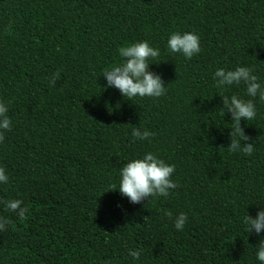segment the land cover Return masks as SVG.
I'll return each instance as SVG.
<instances>
[{
    "label": "trees",
    "instance_id": "trees-1",
    "mask_svg": "<svg viewBox=\"0 0 264 264\" xmlns=\"http://www.w3.org/2000/svg\"><path fill=\"white\" fill-rule=\"evenodd\" d=\"M173 31L197 33L201 52L170 54ZM142 40L160 49L149 71L167 88L128 101L104 89L103 72ZM236 65L264 84V0H0V100L12 120L0 199L29 207L21 219L0 205V264H133L129 248L143 250V264H258L260 237L242 219L264 207V102L241 121L253 154L231 152L219 95L249 97L213 80ZM133 127L154 135L134 140ZM145 152L175 165L178 187L131 204L113 189L120 167Z\"/></svg>",
    "mask_w": 264,
    "mask_h": 264
},
{
    "label": "clouds",
    "instance_id": "clouds-1",
    "mask_svg": "<svg viewBox=\"0 0 264 264\" xmlns=\"http://www.w3.org/2000/svg\"><path fill=\"white\" fill-rule=\"evenodd\" d=\"M166 50L170 54H180L186 60L192 59L194 55L201 52L200 37L195 32L173 31L168 35ZM119 54L123 62L111 66L103 72L106 80L104 89H117L122 98L132 101L136 98H157L165 94L167 86L162 77L153 71H149V66L157 64L160 49L153 47L149 41L142 40L131 43L119 49ZM59 73H54L50 78V84L54 85ZM214 86L218 89L230 88L233 85H244L245 95L249 99L245 100L238 95H219L222 98V110L226 115H231L233 128H231V143L227 147L231 152L243 153L251 156L254 152L253 143H241L247 141L241 127V121H251L256 118L257 107L253 102L258 99L264 102V84L260 78L254 74L253 69L248 66L236 65L233 68L220 67L213 73ZM9 105L0 100V143L4 140V133L11 130L12 120L8 115ZM235 134H239L241 139H236ZM154 133L147 129L133 127L131 136L134 140H151ZM175 165L167 163L154 152H145L142 156L129 159L119 170L118 190L122 197H126L129 203L139 204L150 198L168 197L171 190L178 187L172 179L175 173ZM9 182V175L6 169L0 165V185ZM0 205L6 211L14 213L18 218H25L29 212V207L21 199H0ZM170 219L171 213H166ZM188 217L181 212L173 220V226L177 231H183ZM8 224L6 217H0V231H3ZM244 230L249 234L260 237L259 243L255 246V258L258 264H264V207L259 206V210L253 217L247 212L242 219ZM143 250L141 248H129L127 257H130L133 264H143L141 260ZM104 264H113L112 260H106Z\"/></svg>",
    "mask_w": 264,
    "mask_h": 264
}]
</instances>
